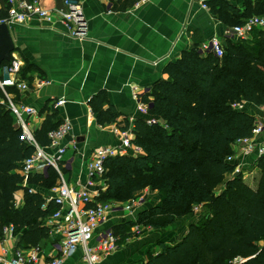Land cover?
<instances>
[{"label":"trees","instance_id":"1","mask_svg":"<svg viewBox=\"0 0 264 264\" xmlns=\"http://www.w3.org/2000/svg\"><path fill=\"white\" fill-rule=\"evenodd\" d=\"M137 1L120 0L128 7ZM208 5L232 29L253 17H264V0H244L243 11L223 0ZM224 47L221 58L195 46L170 63L168 80L155 85L152 101L144 99L153 105L148 117L159 122L148 125V117L134 122L133 145L142 154L118 156L106 163L101 202L127 203L146 189L163 197L160 205L139 215L137 224L113 229L119 247L133 237L137 225L162 231L191 214L193 207L203 205L208 211L201 223L189 225L178 243H159L160 253L149 252L143 264H232L236 258L247 260L243 264H264V249L259 246L264 242V158L258 161L256 190L242 175L233 177L235 166L227 161L236 141L253 136L256 122L253 115L235 106L264 105V31L254 30L247 40L230 35ZM21 77L31 84L27 68H22ZM7 91L19 95L15 88ZM0 99L7 103L1 89ZM90 103L101 126L119 124L120 115L112 106L105 108L103 95ZM44 111L47 118L34 137L47 148L49 133L62 121L53 107ZM21 135L12 112L0 103V237L5 227L13 225V235L19 238L17 250H29L50 238L46 221L59 206L48 202L45 194L62 180L53 168L28 177L19 173L35 151ZM60 166L61 174L67 176L68 165L60 162ZM20 191L23 203L16 206Z\"/></svg>","mask_w":264,"mask_h":264},{"label":"crops","instance_id":"2","mask_svg":"<svg viewBox=\"0 0 264 264\" xmlns=\"http://www.w3.org/2000/svg\"><path fill=\"white\" fill-rule=\"evenodd\" d=\"M23 1H38L43 9L53 14V18L46 21L31 16L24 25L10 26L16 46L13 58L21 61L22 68H27L28 77L32 79L29 92L11 93V99L16 104L38 110V115L29 119L33 131L46 120L48 114L44 110L51 108L59 99L66 101L58 110V119L68 121L72 129L63 142L68 150L62 161L69 169L65 179L75 187L86 184L87 163L96 149L120 145L115 128L134 126L136 120L148 117L138 110L135 92L152 101L155 85L169 78L166 68L170 63L181 59L190 48L199 46L201 49L213 38L220 39L225 46L232 30L211 12L208 3L215 0H138L132 7L124 6L120 0H112L114 4L111 0H81L87 22V35L81 40L71 36L58 13L65 10L66 0ZM223 1L243 11L244 0ZM203 5H207L208 10ZM7 7V0H0V15H4ZM99 95L107 100L105 108L112 106L117 110L119 124L103 127L98 123L90 102ZM251 112L262 116L260 109L257 114L253 110ZM46 151L54 154L56 150L48 148ZM254 160V156L249 157L247 163ZM251 168L258 172L254 181H260L259 169L251 165L249 171ZM228 177L231 179L232 176ZM259 181L255 188L250 187L256 190ZM151 192L145 190L148 200H144L132 213L125 210V203H119L120 209L98 232L109 228L116 230L128 223L137 224L141 213L163 201L158 192ZM45 195L50 196L49 192ZM23 199L24 192L20 191L16 195L18 206ZM193 220L185 217L173 226V230L184 231L183 238L188 226L195 224ZM147 229L150 231L151 228ZM142 236L135 237L137 240L134 237L128 239L102 264L146 262L147 251L153 247V233L148 232L142 242L136 243ZM18 245L19 238L3 235L0 237V257L8 251L7 257L12 258ZM39 247L47 260L58 256L57 244L50 238L41 242ZM62 264L87 263L80 249Z\"/></svg>","mask_w":264,"mask_h":264},{"label":"built area","instance_id":"3","mask_svg":"<svg viewBox=\"0 0 264 264\" xmlns=\"http://www.w3.org/2000/svg\"><path fill=\"white\" fill-rule=\"evenodd\" d=\"M7 11L0 15V25H24L28 18L37 16L46 21H51L53 14L43 9L38 1L27 3L23 0H7ZM208 10L207 5H203ZM62 22L67 27L71 36L84 40L87 35V22L85 20L82 1L66 0L65 10L58 12ZM264 31V17L256 16L245 22L244 25L234 27L230 35L236 40H247L254 30ZM225 47L221 40L213 38L204 45L200 51L204 54H214L221 58L224 56ZM22 63L19 59L13 58L12 62L0 70V89L4 93L7 103L0 99V103L6 105L12 112L16 125L21 129V140L35 149L33 155L22 163L19 173L28 177L37 173L45 174L48 169H55L60 175L62 183L49 191L47 201L59 206V210L46 221L50 239L57 244L58 256L47 260L40 247L29 250H17L12 258H8V251L0 257V264H62V262L76 254L80 249L84 253V261L87 264H99L103 257H109L117 253L120 249L118 236L113 229H99L109 221L110 216L120 209L119 203L101 202L99 199L106 191L105 174L107 173L106 163L110 159L118 156L141 155L142 150L133 145L135 139V128L130 126L127 130L115 128L114 133L120 138L119 146H105L96 149L87 163V181L84 185L77 187L66 181L61 174L60 162L67 153V146L63 144L67 135L71 132V124L68 121L49 133L50 146L41 147L35 140L34 131L31 129L29 119L38 115V110L30 106H22L12 101L8 88H15L19 92H29L31 84L21 77ZM40 84H44L41 82ZM135 99L138 102V110L141 114L149 116L150 103L145 102L140 97L139 92H135ZM64 99H59L52 106L54 110H59L65 105ZM237 109H244L242 105H236ZM262 112V116L255 115L256 118L253 136L247 139L236 141L232 145L233 155L228 157V162L235 166L233 177L242 175L250 177L251 165L258 168V161L264 158V105L257 107ZM159 121L154 118L147 120L148 125H154ZM55 149L51 154L46 149ZM255 157L253 163H247V158ZM259 169V168H258ZM245 179V178H244ZM101 185V186H99ZM99 186V187H98ZM31 192H34L32 190ZM144 199L131 200L124 204L128 213L134 212ZM123 205V204H122ZM16 206L17 203H16ZM144 232V228L137 225L132 229V233L139 235ZM14 226L5 227L4 236L14 237ZM247 260L236 258L232 264H242Z\"/></svg>","mask_w":264,"mask_h":264},{"label":"rangeland","instance_id":"4","mask_svg":"<svg viewBox=\"0 0 264 264\" xmlns=\"http://www.w3.org/2000/svg\"><path fill=\"white\" fill-rule=\"evenodd\" d=\"M244 110L247 111V112H249L253 116H255V115H254V113L252 114L251 110H253V112H255L256 114L258 112L257 107H254V106L249 105V104H246V106L244 107ZM251 170H252V176L247 177V178L244 176V178H245L244 181L249 186H252V187L255 188L256 185H257V182L259 180L254 181V178L257 177V173L258 172L256 171L255 168H251ZM259 174H260V172H259ZM222 187L223 186H221L217 190V192H220ZM151 193H154V191H152ZM148 196L149 195L148 194L146 195L145 194V190H144V191L136 194L135 198H133V199L134 200L144 199V200L147 201L148 200ZM207 214H208V211H207V209H205V207L203 205L202 206H196V207H193V209L191 211V214L187 215L186 218H190L191 217V219H194L193 221H195V224H199V223L202 222L203 218ZM179 222L180 221H177L173 225L168 226L167 229L165 230V232L160 231V230H154V229H150V231H149V229H147L145 226H143L144 233H141L139 235L133 234V237H134L133 239L137 240L138 237H140L141 235H143L142 238L139 241L136 242V243H140V242H142V240L145 239V237H146L145 235H147L148 232H152L153 233V236H152L151 240L153 241V243H152L153 245H151V246H153V247L150 248V250H148L147 252L148 253L149 252H153L154 254H158L161 251V248L159 247V243L162 242V243H165V245H174V244L178 243L181 240V238H182V236L184 234V231L181 232L180 230H177V232H176V231H174L175 229L173 230V228H174L173 226L174 225H177ZM175 232H176V234H174ZM135 237H137V238H135ZM146 244H147V242H146ZM146 246H149V245H146ZM259 246H260L261 249H264V242L261 243ZM107 258L108 257H106V258L103 257L101 259L102 261L99 264H102L103 261H105Z\"/></svg>","mask_w":264,"mask_h":264},{"label":"water","instance_id":"5","mask_svg":"<svg viewBox=\"0 0 264 264\" xmlns=\"http://www.w3.org/2000/svg\"><path fill=\"white\" fill-rule=\"evenodd\" d=\"M16 46L10 31V27L6 24L0 25V68L7 62L13 60V53H15ZM153 105L151 104V108Z\"/></svg>","mask_w":264,"mask_h":264}]
</instances>
